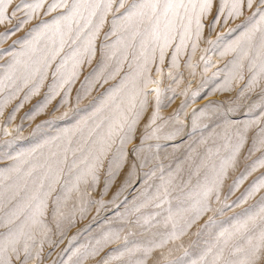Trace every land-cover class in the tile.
<instances>
[{
	"label": "rangeland",
	"instance_id": "1",
	"mask_svg": "<svg viewBox=\"0 0 264 264\" xmlns=\"http://www.w3.org/2000/svg\"><path fill=\"white\" fill-rule=\"evenodd\" d=\"M20 2L21 0H13V4ZM25 2H30V0H25ZM213 2L214 7L211 14L202 21L206 30L203 27V33L201 31L202 35H200L202 40L199 38L201 44L197 46L199 50L201 49L200 57L201 55L203 57V59L199 57L198 64L196 63L198 67L196 64L191 67L186 66L189 74L187 72L186 75L185 71L183 81L176 83L169 78L168 73L171 69L169 61L172 59L175 44L179 43V39L173 41L170 49L168 48L167 53L165 52V66L160 67L162 71L159 75H162L158 77L160 87L163 89L158 110L159 119L149 126L153 112L157 111L153 93L150 98L151 110L139 119L135 125L137 130L135 134L133 133L135 136L140 133L143 137L147 135L148 142L141 144L142 146L129 145L126 162L118 170H111L108 167V162L113 158L104 159L102 161L104 164H101L97 170L96 182L93 183L91 177L88 178V183L98 184V189L85 194V200L82 199L79 202L73 200L70 210L66 212L61 210L63 215L56 217L53 224L48 223V218L51 216V205L48 206L44 217L46 227L35 229L41 231L42 236L39 235L37 239L29 242L33 250L30 251L32 258L27 264H77V256L74 253L79 250V253L83 254L85 249L90 252L93 247H97V241L101 242L100 251L95 256L83 259V264H104L105 260L108 264H194L200 261L205 251L215 243L216 236L223 228H227L248 214L258 212L261 206H264V188L251 196L248 195L252 186L264 179V167H257L255 171H252L254 162L264 156V150L255 151L253 149V136L256 129L247 132L243 129L245 122L260 115L259 107L249 112V106L253 104L258 106L264 100V93L259 91L263 87L241 94V90L249 79L244 74L241 82L227 85L228 94L223 95V98H215L213 95L209 96L214 94L212 88L201 85V82L193 81L194 77L200 80L213 79L217 82L226 80L219 75L225 70L231 54L235 52H227L223 58H221L223 56L221 53L229 44L238 40L250 26L248 18L254 11V9H242L241 16L229 18L225 23L224 17H219V20L214 19L218 17L215 6L218 0H213ZM59 11L45 14L46 8L42 9L38 16L22 28L14 30V34H7L4 38V42H8L6 48L12 46L14 41L18 43L20 40L31 39L32 29L39 28L44 20L51 21ZM123 11L120 9L116 16L118 17ZM113 18V14L106 17V22L95 42V54L104 44H110L113 40L114 43L118 36L124 35L118 31L113 37L101 40V36H105L104 33H109L111 30L110 22ZM16 23V19H13L7 27L12 28ZM208 33H212V36ZM204 34L208 38L204 37ZM209 40L215 43L208 44ZM196 41L200 43L193 37L188 42L189 46L187 45L178 57L184 60H182L183 66L188 64L185 59L192 48V43ZM138 45L137 40L135 48H129L126 52L123 51V45L118 46L117 55L108 60L109 69L119 68L118 76H114L111 82L104 85L103 78L108 72L102 77L97 74L98 77L94 78L90 76V73H83V81L85 78L91 80L89 88L92 89V96L90 99L76 104L75 99L71 97L68 107L59 108L56 107L57 102L64 96V90L61 89L53 95V104L42 102L43 98L50 97L49 92L44 90L33 96L25 106H18L14 120L4 119L2 124L8 126L0 128V176L5 175L9 171H7L8 168L16 170L21 161H28L29 164L30 161L54 151L61 143L66 147V154L61 152L65 155L64 160L69 161L73 158L71 153L67 154V149L76 145V139L79 136L74 137L75 140H71L68 146L60 135L48 141L38 140L56 132V129L64 125L74 126L75 124H72L75 122L71 123L69 118H74L77 114L85 115L86 119L81 125L82 128L78 127L80 132H85L87 127L93 129L92 131L88 129L90 133L86 138L80 137L86 149L87 141L95 133L108 128L107 118L113 114L121 96L128 87H131L132 78L140 70L142 64L134 63V54ZM140 56H142L141 52L136 62H139ZM85 59L87 60V57ZM157 59H154L156 61H153L154 65H158ZM3 61L1 60L0 67ZM99 64V60H96L90 66L83 65L81 71L84 72L86 69L91 72L95 71ZM171 71L176 75L175 70L171 69ZM181 71L183 73V69L179 72ZM49 81V78L46 79L44 85L47 86ZM118 81L127 82L125 88H118L121 89L120 92L115 91L117 88L114 84ZM29 85L32 86L31 83ZM263 85L264 81H261L260 86ZM181 88L183 93L179 94ZM170 89H175V92ZM15 97L6 100L12 110L17 104L20 105L23 94ZM174 97L179 98L174 102ZM221 100L225 102L224 105ZM96 102L101 103L98 109L93 106ZM31 113L37 118V121L32 124L24 119ZM5 130L8 134H5ZM238 133L242 134L245 140L236 154L230 177L224 179L220 185L219 199L217 200L215 195L210 198L208 203L210 212H196L193 207L183 212L194 202L196 205L199 204L196 201L200 198L198 195L200 190L197 187L203 185L206 182V175L212 173L209 171L210 164L215 160L220 163L221 158L224 157V153L220 152L221 146L226 144L225 151L227 150L230 154L233 146L239 143ZM229 140L231 142H228ZM115 146L116 144L113 145ZM137 148L140 151L134 153L133 149ZM210 150L214 153L211 154ZM62 154L59 155L62 156ZM18 156L19 161L14 159ZM82 163L86 170L88 165L94 163V160L85 156ZM28 164L21 165L20 170H16V175ZM165 188H167L166 197L162 195ZM16 200L13 198L11 203H15ZM157 204L160 206L157 207ZM192 216L195 217L194 220L191 219ZM173 232L176 234L175 238H170ZM112 234H118L119 239L112 238L111 242L105 243V237H110ZM163 240H167V243L163 247H157ZM147 249H151V252L145 255ZM22 252L21 247L20 256L22 258L17 263L13 262L14 264H22L24 257V252ZM37 253H39L38 258H36ZM208 259L211 257L209 256ZM260 264H264V261Z\"/></svg>",
	"mask_w": 264,
	"mask_h": 264
},
{
	"label": "snow or ice",
	"instance_id": "2",
	"mask_svg": "<svg viewBox=\"0 0 264 264\" xmlns=\"http://www.w3.org/2000/svg\"><path fill=\"white\" fill-rule=\"evenodd\" d=\"M215 6L218 17L214 19L218 20L219 17H224L225 23L229 18L241 16L242 9H254L248 18L250 26L237 41L229 44L221 53L224 55L230 51L235 52L237 49L240 51L241 59L237 61L235 70L226 81L229 85L244 79L242 61L248 60V71L251 75L241 90V94L252 92L260 86L261 81H264V0H218ZM213 7V0H130V2L129 0H51V2L48 0H30V2L21 0L19 4H13V0H0V29H3L0 32V39H4L9 33L14 34V30L22 28L38 16L42 9L46 8L45 14L60 10L51 22L42 23L35 30L31 39L24 41L19 52L11 54L12 59L8 64L9 72L4 79L11 85H16V81L20 80L24 87H28L31 82V94H35L39 90L48 69L57 60V57H60V62L56 65L53 73L54 83L51 87L53 95L57 93L58 89L71 83L77 77L79 69L85 63V57H87V62L91 63V58L96 52L95 42L109 13L113 14L114 19L111 33H105V40L110 34L116 35L118 31L125 35L118 36L114 43L103 45L104 55L107 59L117 55L119 45H123V51L126 52L129 48H135L137 40L139 41L144 64L132 78L131 87H128L123 93L113 114L107 118L108 130L100 142L99 154L93 157L94 163L76 175L75 183L72 184L69 191L79 190V184L87 183L89 177L93 182L97 180V170L102 164L101 157L111 150L117 140L119 147L110 161V168L114 165L118 170L123 166L126 159L124 145L131 140V133L148 103L149 91L155 95L157 108L150 118L149 126L155 124L159 119L158 110L163 89L160 87L159 79L153 80L146 75L150 62L147 53L151 51L154 54L158 49L159 60L163 64L166 50L178 38L179 43L175 44V52L172 54L171 60V69H178V57L193 37L197 40L200 38L204 27L202 21L211 14ZM120 9L124 11L117 17L116 13ZM13 19H16L17 23L12 28H8L7 24L11 23ZM208 43L212 44L215 41L209 40ZM65 47L69 49L67 53H64ZM191 47L195 53L196 43L193 42ZM62 53L64 54L62 55ZM124 58H127L126 55ZM70 61L72 71L69 73L67 66ZM189 66L191 67V65ZM114 71L118 72L119 68ZM101 73H103V69ZM157 73L159 75L160 69H157ZM168 75L174 82H179L173 71L170 70ZM36 76H39L38 81L31 79ZM126 83L122 84L121 88H125ZM0 84H3L2 80H0ZM149 85H155V87L149 90ZM16 90L22 89L17 85ZM170 90L175 92V89ZM115 91L120 92L121 89ZM261 91L264 93V88ZM25 98L27 99V96ZM256 107L260 108V115L245 122L243 129L244 132L256 129L253 136V149L261 151L264 150V100L258 106L250 105L249 112H252ZM2 111L3 108L0 106V114ZM5 134H8L7 130H5ZM238 135L239 143L233 147L229 155L221 158L218 169L213 165L214 176L200 186L198 195L202 197L204 206L198 212L207 210L206 202L213 195L217 200L219 199L220 185L227 175V170L234 166L236 154L244 140L242 134L238 133ZM145 138L149 137L146 135ZM139 151L138 148L133 149L134 153ZM14 159L19 161V156ZM24 164H28V161H21L16 170L19 171L20 166ZM73 167H75V163ZM257 167H264V156L254 162L252 171H255ZM49 171H51L50 167ZM69 171L71 172V169ZM31 174V171L26 173L28 176ZM44 179H47V175ZM59 179L60 177L56 175L52 184L47 186V191L44 190L45 183L41 180L36 190L28 197L27 202L18 206L0 225V227L6 228L5 232L0 233V264H13L14 259L20 261L21 247L24 252L22 264H27L28 260L32 258L29 242L35 239V229L46 227L44 217L48 209V200L52 191L55 190L53 184L59 183ZM261 188H264V179L254 184L248 195H253ZM23 190L28 191L27 185ZM162 195L167 196V188L164 189ZM54 204L53 217L62 216L60 197H56ZM17 221L20 223L17 224ZM10 225L11 227H9ZM175 235L173 232L170 238H175ZM112 238L119 239V236L112 234L110 237H105L104 242H111ZM100 243L97 241V247H93L90 252L85 249L84 253L80 254L77 250L74 253L77 256V264H83V259H87L88 256L97 255L100 251ZM165 243L167 240L161 241L157 247H163ZM150 252L151 249L145 250V255ZM209 256L211 259H208ZM38 257L39 253L36 254V258ZM261 261H264V206H261L258 212L248 214L227 228H223L216 236L215 243L205 251L201 260L194 264H260ZM104 264H108V261L105 260Z\"/></svg>",
	"mask_w": 264,
	"mask_h": 264
},
{
	"label": "bare ground",
	"instance_id": "3",
	"mask_svg": "<svg viewBox=\"0 0 264 264\" xmlns=\"http://www.w3.org/2000/svg\"><path fill=\"white\" fill-rule=\"evenodd\" d=\"M109 14H112V13H109ZM207 19H209V18H207ZM44 22H51V21L50 20H44V21H42V23H44ZM110 24H112V22H110ZM36 29H37L36 27L32 29L31 34H30L31 35L30 37H32V35L35 34V30ZM204 29H205V27H204ZM2 31H3V29H0V32H2ZM100 33H101V31H100ZM109 33H111V30L109 31ZM202 33H203V30H202ZM202 33H201V35H202ZM212 33L211 34L208 33V34L212 36ZM205 34H204V37H207V36H205ZM113 36L114 35H111L110 34L109 37H108V39L111 38V37H113ZM206 39H204V40H206ZM101 40H105V36H101ZM116 40L117 39H115V41ZM200 40H202L201 37H200ZM200 40L198 39L199 42H200ZM24 41L25 40H20L18 43L15 42V43H13L12 46L6 48L8 46V45H6L8 42L5 43L4 42V39H0V47L2 46L0 48V62H1V60L2 61L4 60L3 61V64H1V67H0L1 68L0 69V80L3 81V84H0V106H2V108H3L2 114H0V128L1 127L3 128L5 126H8V125H5V124H2L4 119L14 120V117L16 115V110L18 109V106L19 107L25 106L26 103H28L30 101V99H32L33 96L38 95L39 93L43 92L44 90L49 92L50 97L43 98L42 99V102L44 104H48V103H52L53 104V101H52L53 94L51 92V87H52V85L54 83L53 73L55 71L56 65L60 62V57H57V60L54 61L53 64H52V66L48 69L47 75H46V77H45V79L43 81V84L40 86L39 90L35 94H31L30 93V88L32 86L28 85V87H24L23 86V83L20 80H17L16 81V85H11L7 80L4 79L5 78V75L9 72L8 64L11 62V59H12L11 54L12 53L19 52V50L21 49V45L24 43ZM113 41L111 43H113ZM195 43H196L197 46H198V44H201V42L200 43H197V41ZM201 47H203V46H201ZM136 49H137V51L134 54V63H139V64H142L143 65L144 64V57L143 56H140V58L138 60L139 62H136L137 61L136 58L139 56L140 52L142 51L139 45L136 47ZM200 50L196 47L195 53H193V50L191 48L190 49V52L187 54V58L184 56L186 58L185 59V62L188 61V64H190V65L196 64L197 61H198V59H199V57H200ZM68 51H69V49L67 47H65L64 53H67ZM104 51L105 50L103 49V47H100L97 50V53L92 56L91 63H88L87 60L85 59L86 61L83 64L84 66H90L94 61L99 60L100 64H99L98 68L95 71H92L91 72V71H88V69H86V71L84 70V72H82L81 71V68L83 66L82 65L81 68L79 69V73H78L77 77L71 83L65 84L62 88H60V89L57 90V91H59V90L63 89L64 90V93H63L64 96L57 102V106L56 107H59V108H61V107H64V108L65 107H68L69 104H70V100H71L70 98L71 97H73L75 99L76 104L82 103V102L90 99V97L92 96V94H91V90L92 89L90 90V88H89L90 87L89 85H90V81L91 80L85 78L84 81H83V79H82L83 73H90V76L94 78V77H98L99 75H100L99 77H102L106 72H108V74L103 78L104 79V85L107 84V83H109V82H111V80L113 78H115L114 76H116L118 72L114 71L113 69H109V62H108L109 59H107L105 57ZM128 52H129V50H128ZM128 52H127V54H128ZM64 53H62V55ZM123 54H124V52H123ZM184 54H186V52H184ZM147 55L150 58V62L148 64L149 71L146 73V75L149 76V77H151L153 80L158 79V77L161 76L162 74L161 75H158L157 69H160V67H162L163 65L165 66V62H163V64L160 63V60H159V50L158 49H157V51L154 54L151 51H149L147 53ZM201 57H202V55H201ZM223 57H224V55L221 58H223ZM155 58L156 59L158 58L157 59L158 60V65H154L153 64L154 62H156V61H154ZM165 58H166V56H165ZM230 58L231 59L227 63V65L225 67V70H223L221 73L219 72L220 73L219 76H221L222 78H225L226 79L224 82H217V81H214L213 79L212 80H205V79L204 80H200V79H197L196 77H194L193 81L195 83L196 82H201L202 83L201 85H206L207 87L212 88V90H214V94H210L209 96L213 95L215 98H217V97L223 98L222 97L223 95L229 93L227 91V85L228 84L226 83V81L229 80V77H230L231 73L235 70V65H236L237 61H240V59H241V55H240L239 49L237 50V52L235 51V54H231V57ZM179 59L180 58H178L179 68L178 69H175V71H176L175 73L177 75V76L176 75L175 76L178 79V81L180 82L182 80V78L184 77L185 71H186V75H187V72L189 71V69H187L188 67H186V66H189V65L187 64V65L183 66L182 65V60L183 59L182 58L180 60ZM171 60L169 61V66L170 67H171ZM242 62L244 64V68L242 70L243 71V74H246L247 77L250 78V75L251 74L248 71V60L247 59H244ZM128 63H130V62H128ZM197 67H198V65H197ZM197 67H196V69H199ZM102 69H103V73H101V70ZM181 69H183V73H182V71L179 72ZM71 71H72V65H71V61H70L69 64H68V66H67V72L70 73ZM161 71L162 70L160 69V73H161ZM196 73H197V70H196ZM97 74H98V76H96ZM188 74H189V72H188ZM197 75H198V73H197ZM48 78L50 79V81L47 84V86H45L44 85V82ZM31 79H34V80H37L38 81L39 80V76L32 77ZM124 81H122V82H119L118 81L116 84H114L115 85V88H117V89L118 88H121V85L124 84ZM239 82H241V81H239ZM189 84H191V83H189ZM17 85L22 90L17 91L16 90V86ZM148 87H149V90H150L151 88L155 87V85H149ZM260 87H263L264 88V85L263 86H259L257 88H260ZM177 88L178 87H175V89H177ZM259 91L262 92L261 91V88H260ZM104 93L106 94V92H104ZM182 93H183V90L181 88L179 90V94H182ZM21 94H23V97L21 98L20 105L17 104V106L15 108H13V110H12L10 108V106L7 104L8 102L6 100L9 99V98H12L14 96L19 97V95H21ZM152 95H153V93L151 91H149V94H148V103H149V105L148 104L146 105V107L144 108V110H143L140 118L144 114H147L151 110V105L152 104L150 102V98H151ZM26 96H27V99L25 98ZM179 97H181V95H179ZM179 97H174L173 98L174 99V102L177 101V99ZM221 101H222L221 103L224 105L225 102L223 100H221ZM93 106L98 109V108L101 107V103L100 102L99 103L98 102L93 103ZM56 111H58V110H56ZM78 112H80V111H78ZM84 116H81L80 114L79 115L77 114L74 118H71L70 117L69 118V121L71 123L74 121L75 123L72 124V125L75 124L74 126H72V127H69V126L66 127L64 125V127H60L58 129L55 128L56 129V132L51 133V134H48L46 137H44V138L42 137L41 140H38L40 142L46 141V140L48 141V140H52L53 138H55V137H57V136L60 135L61 138H63L64 141L67 143V146H68L69 142L71 140H73L74 137L79 136V138L76 139V145L73 146V147H70V149H67L68 150V153L67 154L71 153L73 155V158H71L69 161H65L64 160V156L65 155H63L61 152H65V154H66V151H65L66 147L64 146V144L61 143L60 146L57 147V148H55L54 151L48 152V153H46V155L44 154L41 158H39L37 160L30 161V163L27 166H25V168L23 170H21L17 175H16L17 171L15 169L8 168L7 171L8 170L9 171L6 172L5 175L0 176V225H2L8 219L9 215L14 210H16V208L18 206H22L23 204H25L27 202L28 197L36 190V188L38 187L39 182L41 180L44 181V183H45V189L44 190L47 191L48 190L47 186L49 184H52V181H53L54 177L56 175H58L60 177L59 183L53 184V187H54L55 190L52 191L51 196L49 197V200H48V206L51 205V216L48 218V223H52V224L54 223V220H55V218L53 217V214L52 213H53V208L55 207L54 201H55L56 197H60V200H61V210H65V212H66V211L70 210L69 208L71 207V202L73 200H75V202L76 201L79 202L82 199L85 200V197H86L85 194H87L89 191L95 192L98 189V184H92L91 183L92 185H90L88 183L89 182V180H88L87 183L81 182L79 184V190L69 191V189L72 187V184L75 183V177H76V175H78L80 171H83L84 170V165L82 163L83 158L85 156H88V157L93 158L95 155H98L99 154L98 149L100 148V142L106 136L107 129H108L107 128L105 130V128H103L104 129L103 131L101 130L100 132L98 131L97 133H95L94 136L90 140L87 141V146L85 144L86 149H84V144H83L81 138H86L87 135H88V133H90V131H88V129L89 130L91 129V128L87 127L88 129H86L85 132H80L79 131L80 128L78 129V127H81V125L84 124V120H86L84 118ZM229 116H231V115L229 114ZM24 119L27 122L30 121V124H32L35 121H37L36 115L35 114H32V113L29 114V115H27ZM92 130L93 129H91V131ZM135 130H137L136 126H135L134 131L131 133V140L124 145V153H125V156L126 157H127L128 153H129V151H128V146L129 145H131V144H134L135 146L136 145H141V144L144 145L149 140L148 138L143 137L142 136V133H140L137 136H135L134 135L135 134L134 133ZM223 132L225 133V131H223ZM10 135L11 134L9 133V136ZM228 142H231V141L229 140ZM225 145L226 144H223V147L221 146V148H220L221 149L220 152H223L224 153L223 154L224 157L226 155H229L228 151L227 150L225 151V149H227L226 148L227 146H225ZM118 147H119V141L117 140L116 146L115 147L112 146L111 150H109L105 155H103L101 157L102 161L104 159H106V158H113V156H114V154L116 152V149ZM80 149H84V150L81 152ZM239 150H240V148H239ZM58 151L60 152L59 154H62L63 157L58 154ZM214 151H216V150H214ZM206 152H207V150H206ZM212 153H214V152L211 151V154ZM110 161H112V160H110ZM110 161L108 162L109 169L116 170L114 165L110 168ZM125 162H126V159H125L124 163ZM74 163H75V167H73V164ZM102 164H104V163H102ZM219 164L220 163L218 161H216V160L210 164L209 171H212V173H209L208 176L206 175L205 180L211 179L214 176L215 171H214L213 165H215L216 169H218L219 168ZM49 167L51 168V171H49ZM232 168L233 167H230L227 170V175H226V177L224 179H228L230 177L231 172H232L231 171ZM60 169H63V171H60ZM69 169H71V172L69 171ZM29 171L32 172L31 176L26 175V173H28ZM45 175H47V179H44ZM91 182H93V181H91ZM25 185H27L28 191H24L23 190L24 187H25ZM197 189L200 190V186H198ZM13 198H16L17 199L15 203H11V200ZM196 201L199 203L198 205H196L195 204L196 202H194V204H192V205L188 206L186 209H184L183 212H187L190 209L189 207L195 208L196 209V212H198V210L201 209L204 206V202L202 201V197H200ZM209 201H210V199L206 202L207 203V210H205L203 212H208V213L210 212V209L208 208ZM200 212H202V211H200ZM192 217H191V219L194 220L195 217L194 216H192ZM21 219H23V217H21ZM16 223L19 224L20 221H17ZM9 227H11V225ZM5 231H6V228L0 227V233H3ZM39 235H41V231L34 230V236H35V238L37 236H39ZM32 250H33V248H32V245H31L30 251H32ZM14 262L17 263L18 261H16L14 259Z\"/></svg>",
	"mask_w": 264,
	"mask_h": 264
}]
</instances>
